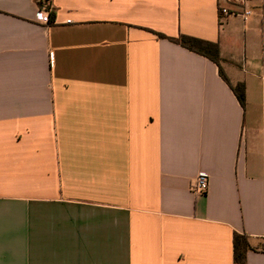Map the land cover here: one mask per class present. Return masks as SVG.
<instances>
[{
	"label": "crops",
	"instance_id": "obj_1",
	"mask_svg": "<svg viewBox=\"0 0 264 264\" xmlns=\"http://www.w3.org/2000/svg\"><path fill=\"white\" fill-rule=\"evenodd\" d=\"M235 234L264 264V0H0V264H237Z\"/></svg>",
	"mask_w": 264,
	"mask_h": 264
},
{
	"label": "trees",
	"instance_id": "obj_2",
	"mask_svg": "<svg viewBox=\"0 0 264 264\" xmlns=\"http://www.w3.org/2000/svg\"><path fill=\"white\" fill-rule=\"evenodd\" d=\"M51 17H53V13L51 14ZM158 36L159 38H165V36L161 34H158ZM170 40L192 52H195L201 56L210 59L220 68V63H221L220 48L217 43H213L189 36H184V35L180 36L178 39H170ZM220 74L234 92L240 105L244 108L245 107L244 84L239 83L236 86H233L226 78L221 68H220ZM233 247H234L235 263L244 264L246 262L247 252L250 250V246L247 238L245 236L235 234L233 239Z\"/></svg>",
	"mask_w": 264,
	"mask_h": 264
},
{
	"label": "built area",
	"instance_id": "obj_3",
	"mask_svg": "<svg viewBox=\"0 0 264 264\" xmlns=\"http://www.w3.org/2000/svg\"><path fill=\"white\" fill-rule=\"evenodd\" d=\"M40 10H39V22L46 26H50L53 24L51 14L53 13V8L49 1H41L40 2ZM221 14L224 16H228L230 13L226 8H221ZM252 11L250 9H245L242 16L246 20L248 17L252 15ZM68 23V22H67ZM209 188V177L205 174H200L196 177L194 184L191 189L193 193L198 195H204ZM264 252V246L261 249Z\"/></svg>",
	"mask_w": 264,
	"mask_h": 264
}]
</instances>
